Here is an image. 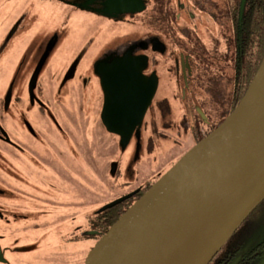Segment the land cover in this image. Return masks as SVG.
<instances>
[{"label": "flooded vegetation", "instance_id": "flooded-vegetation-1", "mask_svg": "<svg viewBox=\"0 0 264 264\" xmlns=\"http://www.w3.org/2000/svg\"><path fill=\"white\" fill-rule=\"evenodd\" d=\"M0 8L21 9L13 19L0 13V57L17 54L0 90V227L92 175L87 131L111 134L122 152L134 143L137 158L168 132L194 147L235 110L264 59V31L242 30L229 12L234 0H0ZM112 129L133 130L129 143ZM95 214L81 236L97 243L104 234H94ZM215 258L263 264L264 201Z\"/></svg>", "mask_w": 264, "mask_h": 264}, {"label": "water", "instance_id": "water-1", "mask_svg": "<svg viewBox=\"0 0 264 264\" xmlns=\"http://www.w3.org/2000/svg\"><path fill=\"white\" fill-rule=\"evenodd\" d=\"M110 132L124 145L133 134ZM263 201L264 59L235 110L125 211L83 264H162L186 238L220 216L185 263L210 264Z\"/></svg>", "mask_w": 264, "mask_h": 264}, {"label": "rangeland", "instance_id": "rangeland-1", "mask_svg": "<svg viewBox=\"0 0 264 264\" xmlns=\"http://www.w3.org/2000/svg\"><path fill=\"white\" fill-rule=\"evenodd\" d=\"M20 11L7 8L0 13L10 14L13 19L20 16ZM201 30L200 38L208 44L207 34ZM10 52L5 50L0 57V90L8 83L15 66L17 54ZM92 132L87 131L93 136L91 143L96 156L88 185L87 177H79L77 190L71 192L63 183L57 192L47 196L45 208L24 213L27 219L0 227L6 264H83L96 244L94 239L81 236L88 230L89 217L106 204L160 178L193 146L186 134L168 132L145 145L137 158L134 143L122 152L111 134ZM83 138L84 131L79 130L77 140ZM21 209L24 211L26 207Z\"/></svg>", "mask_w": 264, "mask_h": 264}, {"label": "trees", "instance_id": "trees-1", "mask_svg": "<svg viewBox=\"0 0 264 264\" xmlns=\"http://www.w3.org/2000/svg\"><path fill=\"white\" fill-rule=\"evenodd\" d=\"M234 6L236 8L229 12L233 18L235 17V19L239 21V23L246 24V27H243L242 30L244 29V32L246 34L248 33V36H251L252 34L256 36L258 32L264 31V0H234ZM245 16H247L246 19H244ZM262 52L264 58V51ZM241 98L242 97H239L233 102L230 112L240 102ZM137 198L127 200L119 205L113 206L112 208H107L104 211L96 213L94 225L96 235L100 236L105 234L125 213V211L133 205ZM216 259L217 258H215L211 264H216Z\"/></svg>", "mask_w": 264, "mask_h": 264}, {"label": "bare ground", "instance_id": "bare-ground-1", "mask_svg": "<svg viewBox=\"0 0 264 264\" xmlns=\"http://www.w3.org/2000/svg\"><path fill=\"white\" fill-rule=\"evenodd\" d=\"M220 216L209 220L198 230L186 238L163 262L162 264H185L196 248L202 242L206 234L212 229Z\"/></svg>", "mask_w": 264, "mask_h": 264}]
</instances>
